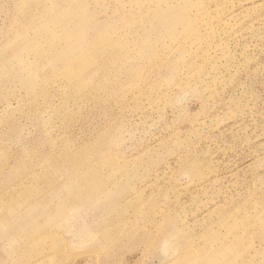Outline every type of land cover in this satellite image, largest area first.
Wrapping results in <instances>:
<instances>
[{
  "label": "rangeland",
  "instance_id": "obj_1",
  "mask_svg": "<svg viewBox=\"0 0 264 264\" xmlns=\"http://www.w3.org/2000/svg\"><path fill=\"white\" fill-rule=\"evenodd\" d=\"M0 264H264V0H0Z\"/></svg>",
  "mask_w": 264,
  "mask_h": 264
}]
</instances>
